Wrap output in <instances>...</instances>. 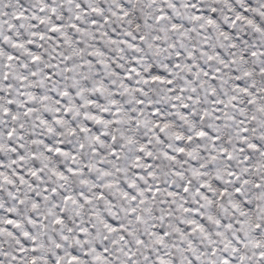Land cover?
<instances>
[{
	"label": "snow or ice",
	"instance_id": "6c2138e0",
	"mask_svg": "<svg viewBox=\"0 0 264 264\" xmlns=\"http://www.w3.org/2000/svg\"><path fill=\"white\" fill-rule=\"evenodd\" d=\"M0 264H264V0H0Z\"/></svg>",
	"mask_w": 264,
	"mask_h": 264
}]
</instances>
